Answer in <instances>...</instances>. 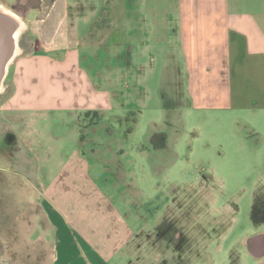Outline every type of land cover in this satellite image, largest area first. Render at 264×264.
I'll list each match as a JSON object with an SVG mask.
<instances>
[{
    "label": "crops",
    "instance_id": "0c3cea01",
    "mask_svg": "<svg viewBox=\"0 0 264 264\" xmlns=\"http://www.w3.org/2000/svg\"><path fill=\"white\" fill-rule=\"evenodd\" d=\"M0 4L33 21L32 36L43 47L36 50L31 42L26 53L14 58L1 84L2 91L9 92L0 101V139L13 137L19 175L28 185L24 192L36 194L34 201L26 194L20 197L25 203L21 217L26 220L29 215L32 228L39 224L52 231L61 221L74 242L68 218L91 211L115 212L117 236L121 235L115 254L133 242L122 207L108 204L113 194L103 187H123L120 195L130 193L139 154L138 149L121 145L122 135L115 129L106 134L100 130L104 115L115 112L126 99L116 86L114 90L116 79L106 73L120 75V80L158 73L161 87L177 79L198 110L243 117L249 128L264 135V0H174L163 7L155 0H81V5L75 0H0ZM70 7L74 18L67 26L72 30L60 33ZM49 8L47 17H38ZM55 13L63 19L51 34L45 33L49 16ZM243 112L254 116L244 117ZM112 119L123 121L117 114ZM132 132L130 128L127 134ZM12 146L6 149L12 152ZM6 185L0 181V190ZM2 201H7L3 192ZM31 204L43 222H38ZM10 209L3 207V219L11 216ZM44 242L41 236L40 243Z\"/></svg>",
    "mask_w": 264,
    "mask_h": 264
},
{
    "label": "rangeland",
    "instance_id": "374dc122",
    "mask_svg": "<svg viewBox=\"0 0 264 264\" xmlns=\"http://www.w3.org/2000/svg\"><path fill=\"white\" fill-rule=\"evenodd\" d=\"M75 1L81 5V0ZM155 2L163 7L174 0ZM49 11L38 17H47ZM55 14L49 16L45 33L51 34L63 19ZM15 15L26 24L17 43L19 54L26 53L31 42L34 49L42 50L40 40L32 36L36 24ZM28 17L32 20L35 15ZM73 18L71 8L60 33L72 30L67 24ZM106 76L116 79L113 88L126 98V105L106 113L100 130L106 134L115 129L122 135L121 145L139 150L132 191L120 195L123 187L103 186L113 194L108 204L122 207L134 232L132 244L115 254L121 239L115 212L91 211L68 218L74 242L61 221L52 231L39 224L32 228L29 215L26 220L21 217L25 203L20 197L27 195V181L19 175L13 137L6 135L0 139V181L8 184L0 190L7 200L0 202V263L264 264V256L254 249L255 242H264V135L249 128L243 117L198 110L177 79L161 87L158 73L139 74L132 80ZM8 92H0V101ZM112 114L121 115L123 121L115 122ZM10 145L12 152L6 149ZM143 150L149 154L142 156ZM27 197L34 201L36 194L30 191ZM8 205L12 214L3 219L1 211ZM32 206L38 222H43Z\"/></svg>",
    "mask_w": 264,
    "mask_h": 264
},
{
    "label": "flooded vegetation",
    "instance_id": "af4514ba",
    "mask_svg": "<svg viewBox=\"0 0 264 264\" xmlns=\"http://www.w3.org/2000/svg\"><path fill=\"white\" fill-rule=\"evenodd\" d=\"M10 20L7 14L0 12V74H5L11 68L12 63L10 64L9 60L16 49L15 42L11 39ZM3 79H1L0 85ZM254 245L258 254L264 256V242L257 241Z\"/></svg>",
    "mask_w": 264,
    "mask_h": 264
},
{
    "label": "bare ground",
    "instance_id": "6f19581e",
    "mask_svg": "<svg viewBox=\"0 0 264 264\" xmlns=\"http://www.w3.org/2000/svg\"><path fill=\"white\" fill-rule=\"evenodd\" d=\"M0 12L5 13V14H7L10 17H13L14 20H16V22L18 23V29L16 30V32L14 34V40H15L16 49H15L12 57L9 60V62L11 64L12 61L14 60V58L19 54V48L17 47V43H18L21 35L23 34V32L26 29V24L24 22H22L18 17H16V15H14L11 12H9L8 9L3 7L2 5H0ZM1 91H2V86L0 85V92Z\"/></svg>",
    "mask_w": 264,
    "mask_h": 264
},
{
    "label": "water",
    "instance_id": "95a60500",
    "mask_svg": "<svg viewBox=\"0 0 264 264\" xmlns=\"http://www.w3.org/2000/svg\"><path fill=\"white\" fill-rule=\"evenodd\" d=\"M8 17H9V19H11L10 20V23H11V32H12L11 33L12 34V38L11 39L15 42V40H14V34H15L16 30L18 29V23L16 22V20H14L13 17H10V16H8ZM5 74H0V81H1V79L4 78Z\"/></svg>",
    "mask_w": 264,
    "mask_h": 264
}]
</instances>
